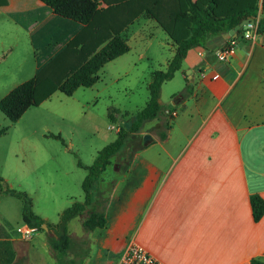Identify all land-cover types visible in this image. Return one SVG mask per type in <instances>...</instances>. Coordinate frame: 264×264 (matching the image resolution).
<instances>
[{"label":"crops","instance_id":"1","mask_svg":"<svg viewBox=\"0 0 264 264\" xmlns=\"http://www.w3.org/2000/svg\"><path fill=\"white\" fill-rule=\"evenodd\" d=\"M200 1L206 4L209 0ZM107 6L100 1L99 8ZM3 11H13L28 23L26 29L9 17L13 24L3 19L0 28L9 31L8 37L25 30L35 62L37 50L31 32L50 41L68 35L67 24L42 0H8L6 7H0V14ZM259 15L264 16V0H260ZM133 25L143 45H150L154 31L162 29L141 13L120 32L126 43V32ZM230 37L228 32L208 36L203 47L188 50L180 69L162 83L160 101L163 86L178 75L181 79L170 91V105L164 101L165 112L178 106L171 112L173 117L153 119L162 128L157 135L149 134L148 144H159V148L147 150L145 157L142 153L146 150H135L130 163L121 171L114 169L108 181H103L104 173L100 175L96 189L99 201L101 185L108 184L104 203L98 205L104 213V225L86 231L82 214L69 220L71 243L59 259L47 241L52 232L35 230L31 238H25L19 231L27 226L21 206L22 224L7 229L6 239L14 251L10 264H122L120 255L131 238L165 264L264 261V215L255 221L250 202L252 195L264 199V33L254 40L240 41L234 52L220 61L216 53ZM164 44L167 57L161 70L175 53L168 35ZM130 50L129 46L127 52ZM12 51L11 46L0 48V59ZM147 67L149 84L152 72L158 69ZM187 82L193 86L192 94L175 102L174 94ZM167 120L168 128L164 125ZM33 211L45 222L58 221Z\"/></svg>","mask_w":264,"mask_h":264},{"label":"trees","instance_id":"2","mask_svg":"<svg viewBox=\"0 0 264 264\" xmlns=\"http://www.w3.org/2000/svg\"><path fill=\"white\" fill-rule=\"evenodd\" d=\"M61 21L67 24L68 35L63 39L48 40L31 32V40L37 50V67L33 77L13 87L0 99V110L12 122H16L31 106L49 99L54 92L72 95L79 87H89L98 79L101 67L129 50L120 32L139 14L146 13L154 19L175 44V53L165 70L152 72L148 84L149 99L146 105L131 117L128 128H119L114 141L105 145L91 165H78L87 171L82 181L83 201H75L59 215L56 223L45 222L33 211L32 198L26 191L4 186L0 177V190L15 196L22 203L23 223L43 231L46 223L47 241L59 259L66 254L71 239L67 224L72 218L86 212L82 220L84 230L90 231L104 225V213L98 208L97 183L101 173L111 163V158L123 149L131 132L140 130L147 121L161 116L169 119L174 106L165 112L160 101L161 85L171 79L180 69L181 63L191 48L203 47L210 35L229 32L245 19L257 20L259 34L264 33V16L259 15L260 0H42ZM100 1L108 6L99 8ZM8 0H0V7H6ZM9 16L26 29L28 23L15 12ZM240 30L237 32V34ZM73 36L69 41L68 37ZM232 37V36H231ZM104 43V44H103ZM103 44V45H102ZM102 45L100 48H98ZM193 92V86L186 83L183 90L174 94V100L184 101ZM169 127V122L164 124ZM3 129H0V132ZM165 134L161 133V138ZM252 216L258 221L264 215V199L259 195L250 197ZM0 226V264H10L14 259L11 242L7 240L10 229ZM252 264H264L253 259Z\"/></svg>","mask_w":264,"mask_h":264},{"label":"rangeland","instance_id":"3","mask_svg":"<svg viewBox=\"0 0 264 264\" xmlns=\"http://www.w3.org/2000/svg\"><path fill=\"white\" fill-rule=\"evenodd\" d=\"M9 17L3 11L0 22L4 19L13 24V18ZM8 32L0 28V48L13 47L4 60L0 59V99L32 77L36 66L35 52L26 31L22 29L21 34L13 37H8ZM126 33L131 50L103 65L92 86L79 87L72 95L56 91L39 105L29 107L16 122L0 110L2 184L26 191L32 198L33 208L50 219L58 220L60 209L83 201L82 181L87 171L78 162L91 165L98 152L114 141L118 129H127L131 117L146 105L150 80L147 66L164 69L167 35L162 29L154 31L150 45L139 41L136 25ZM180 81L178 75L163 86L161 103L164 106V101L170 105V91ZM153 122L147 121L140 130L129 133L121 152L111 158L110 165L101 173H104L103 181L114 176V169L121 171L129 164L135 150H146L142 153L145 157L147 150L159 148L156 143L143 144L144 134L157 135L162 128L160 123ZM101 186L100 202L104 203L108 184ZM21 206L20 199L0 190V220L4 227L8 224L16 229L22 224ZM85 215L83 212L81 218Z\"/></svg>","mask_w":264,"mask_h":264},{"label":"built area","instance_id":"4","mask_svg":"<svg viewBox=\"0 0 264 264\" xmlns=\"http://www.w3.org/2000/svg\"><path fill=\"white\" fill-rule=\"evenodd\" d=\"M258 35L257 20H251L240 28L238 34L230 37L228 43L216 53L217 59L225 61L234 52L240 41L254 40ZM35 230V228L28 225L24 229H19L25 238H31V234ZM120 261L122 264H165L132 238L127 242L122 251Z\"/></svg>","mask_w":264,"mask_h":264},{"label":"water","instance_id":"5","mask_svg":"<svg viewBox=\"0 0 264 264\" xmlns=\"http://www.w3.org/2000/svg\"><path fill=\"white\" fill-rule=\"evenodd\" d=\"M250 19H245L243 20L240 24L236 25L233 29L229 30V34L231 36H235L237 34V32L240 30V28L245 25L246 23L250 22ZM149 141H151V136L149 134H144L143 135V144L146 145ZM42 228L44 230H48V226L46 225V223L42 224Z\"/></svg>","mask_w":264,"mask_h":264}]
</instances>
